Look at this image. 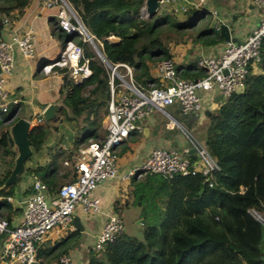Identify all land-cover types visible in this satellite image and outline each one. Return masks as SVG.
<instances>
[{"label":"trees","instance_id":"obj_1","mask_svg":"<svg viewBox=\"0 0 264 264\" xmlns=\"http://www.w3.org/2000/svg\"><path fill=\"white\" fill-rule=\"evenodd\" d=\"M67 1L84 29L99 41L97 48L107 63L128 65L133 81L143 87L155 82L146 61L168 58L169 41L190 38L193 31L194 36L211 31L214 36L207 40L209 43L220 40L213 28L194 27L202 18H198L197 10L188 11L184 19L166 10L146 19L140 13L143 0ZM29 2L0 0V30ZM51 34L56 36L60 49L69 40L81 45L90 71L81 83H75L66 68L52 67L61 78L56 111L76 122L74 145L66 155L56 151L47 163L26 169V173L38 177L53 192L61 179L70 181L74 176L70 170L59 172L64 168L56 159L65 156L69 160L88 140L100 138L98 129L102 128L108 101V69L75 33H61L53 25ZM110 35L116 40H108ZM255 68L257 72L249 69L242 89L222 100L207 117L203 143L217 168L206 176L194 173L171 178L134 172L129 177V200L121 204L114 201L112 209L117 214L129 204L139 207L140 239L122 232L101 251L90 248L86 264H262L259 257L264 254V224L249 210L261 213L264 220V33ZM187 70L195 73L192 76L203 73L195 69L194 63ZM17 108L1 119L0 156H9L10 164L0 177V186L15 155L6 128L18 118ZM44 136L45 129L40 125L28 132L30 148L36 149ZM7 187L0 188V195L12 194L13 184ZM0 204L8 205L4 200ZM73 233L77 230L68 235ZM65 252L60 242L46 251L40 244L35 246L36 259L50 254L49 259L55 260ZM33 264L42 263L37 260Z\"/></svg>","mask_w":264,"mask_h":264},{"label":"built area","instance_id":"obj_2","mask_svg":"<svg viewBox=\"0 0 264 264\" xmlns=\"http://www.w3.org/2000/svg\"><path fill=\"white\" fill-rule=\"evenodd\" d=\"M205 0H159L157 10H166L173 15L199 10ZM255 7L264 8V0H251ZM46 8H54V27L61 33H75L90 45L93 52L99 41L88 33L73 6L67 0H41ZM214 14V11L212 12ZM218 24L214 25L217 31ZM264 33V11L254 26L240 41H226L216 56L200 55L196 65L202 75L186 79L178 78L172 60L159 58L155 64V82L143 87L132 79V69L124 63L109 64L101 61L108 69V101L104 115V134L98 140H88L79 147L70 160H63L66 170L73 172V179L58 185L51 192L36 176H31V192L22 200L20 216L14 225L0 218V261L5 264H33L36 262L35 246L54 234L64 236L75 230L71 224L76 207L88 215L100 210V201L92 193L97 185L116 176L117 155L115 148L131 131L142 130V119L152 111H159L183 134L186 145L181 148L153 147L145 160L127 171L123 178L142 171L171 178L174 175L199 173L208 175L216 169L214 160L207 153L204 143L198 140L183 123L173 119L165 110L176 104L184 116L200 113L203 94L215 91L220 102L231 93L239 92L250 68L259 61V40ZM34 31L27 26L21 31L0 33V115L10 107L19 105V98L4 88L5 76L14 67V54L32 58ZM108 40L114 41L113 36ZM53 66L67 69L70 79L77 83L86 78L90 71L87 59L82 56V47L69 40L56 57L43 65V71ZM1 119V118H0ZM28 121V132L40 125L33 117ZM10 202V195L0 200ZM256 219V218H255ZM263 220L262 217L257 218ZM123 232V224L114 212L109 213L96 233L91 249L101 251ZM52 264H75L66 254H60Z\"/></svg>","mask_w":264,"mask_h":264},{"label":"crops","instance_id":"obj_3","mask_svg":"<svg viewBox=\"0 0 264 264\" xmlns=\"http://www.w3.org/2000/svg\"><path fill=\"white\" fill-rule=\"evenodd\" d=\"M158 11H161V9L156 12ZM213 11L214 14L212 13ZM263 11L264 8L258 9L252 4L251 0H205L200 9L196 11L197 15H199L198 18H202L198 19L194 27L201 28L205 25L214 29L216 23L219 25L220 23L231 22L233 32L230 37L240 41L254 26ZM53 13L54 8L43 7L41 0H30L22 13L12 18L0 30L1 34H5L11 31H21L27 26H31L34 31L33 45L35 53L33 57L24 58L19 54H14V67L11 73L5 76L4 88L16 95L20 100L17 116L26 120L35 116L40 117V128L45 129V136L42 142L36 149L31 148L29 156L24 160V176L13 183V194H10L13 200L10 202L4 200L8 207H3V204H0V218L7 220L10 225H14L20 216L21 209L17 200H22L31 192L30 182L32 175L27 174L26 169L44 165L56 151L63 152V155H66L74 145L76 134L75 120L63 118L56 111L59 104L60 74L53 69L49 71H43L42 69L43 65L51 62L60 51L56 36L51 34V29L54 25L52 23ZM188 15L189 12L173 16L177 19H184ZM191 35L193 36L190 38H183L175 42L169 41L166 44L169 58L172 60L173 65L177 67L178 73L184 70V66L195 63V59L200 55H217L225 42L219 35L220 40L209 43L207 40L214 36L211 31L204 34L198 33L196 36H194L195 33L193 31ZM157 61L158 59L146 61L148 73L153 78H155V64ZM253 71L257 72V69L253 68ZM195 77L197 76L193 78ZM217 101L220 103L218 94L213 91L203 94V104L200 113L184 116L179 112L176 104L168 105L165 110L174 120L186 126L187 123L201 121L204 117L207 119L209 113L214 112L218 107ZM48 105H56V109L49 118L44 120L42 112ZM104 121L103 115L101 119V127L103 128ZM141 123V131H131L128 137L115 148L117 155L116 176L99 183L92 193L100 201V210L86 215L79 207H76L72 217L76 216L78 218L82 230H77V233L72 235H68V233L61 237L54 234L50 235L40 243V247L43 250L46 251L55 242L64 243L66 248L64 254L68 255L75 264H86L89 249L96 233L100 230L105 217L113 212V202L118 201L121 204L125 199L129 200L127 196L129 178H123V175L130 169L139 166L153 147L181 148L186 145L185 137L180 130L176 126H171L170 121L159 111H152L142 119ZM200 140L203 141L204 139ZM75 154L76 152L70 156V159ZM63 160L68 159L65 156H59L56 159L57 163H61L60 161L63 162ZM6 165L0 166V177L5 169L8 168ZM61 165L64 169L59 172L66 170L62 163ZM11 167L12 164L10 169ZM64 181L61 179L60 184ZM7 186L5 185L6 188H8ZM3 187L0 186V188ZM129 206L131 205L129 204L126 207ZM137 217L139 218V213ZM50 256V254H43L36 261H41L42 264H52L58 256L55 260H50ZM0 264L5 263L0 261Z\"/></svg>","mask_w":264,"mask_h":264},{"label":"water","instance_id":"obj_4","mask_svg":"<svg viewBox=\"0 0 264 264\" xmlns=\"http://www.w3.org/2000/svg\"><path fill=\"white\" fill-rule=\"evenodd\" d=\"M158 2L159 0H143L142 10L145 14L146 19H150L156 13ZM232 32L233 25L231 22L220 23L218 25L217 33L221 36L223 41L236 42V38L230 37ZM94 53L100 61L107 62L97 47H95ZM84 79L77 83H81ZM55 109L56 105H48V107L42 112V118L44 120L49 118ZM6 130L11 139L12 149L15 152V156L13 158L12 167L7 177L5 178L3 184L1 185L2 187L15 183L24 176V160L29 156L31 152L29 140L27 138L28 121L25 118L18 117L16 120H14L11 124L8 125ZM258 221L264 224V220L259 219ZM71 224L74 226L75 230H82V227L76 216L72 217ZM259 259L262 261V264H264V256H260Z\"/></svg>","mask_w":264,"mask_h":264},{"label":"rangeland","instance_id":"obj_5","mask_svg":"<svg viewBox=\"0 0 264 264\" xmlns=\"http://www.w3.org/2000/svg\"><path fill=\"white\" fill-rule=\"evenodd\" d=\"M257 8L258 9L260 8V10L263 9L262 7H257ZM140 13H141V16L143 18H146L145 17V14H144V12L142 10V7L140 9ZM86 47H87V49L89 51H92L93 52L92 48L90 47V45L88 43H86ZM94 55H95V53H94ZM95 57L98 59V57L96 55H95ZM194 65H195V69L197 71H200L199 70L200 68L197 67V65H196V59H195ZM188 66H189V64L186 65V66H184V70H182L180 73L177 72V77L178 78L191 79V78L194 77L191 74H195V73L188 71L187 70V67ZM201 75H202L201 73L196 74V76H201ZM212 101L216 102L215 100H212ZM217 103H218V101H217ZM220 103H218V104H220ZM12 108L13 107H10L6 112H4L3 114H1L0 115V118L3 119L4 117L9 116V114L12 111ZM35 118H37V119H39L41 121V118L40 117L35 116ZM1 119H0V129L3 127V125H1ZM178 119H180V118H178ZM207 124H208V120L205 119V117H204V119L201 120V121H198V122L194 121L193 123H187L185 127L188 128L191 131V133L198 140H200V139H204V137H205V132H206V126H207ZM100 125H101V123H100ZM98 132H99V137L101 138L102 135L104 134V128L103 127L101 129L99 128L98 129ZM12 151H13V149H12ZM9 158H10L9 156H5V157L0 156V166H2L3 164L4 165L7 164L6 166H8L10 164V159ZM12 194H13V189H12ZM127 196H128V199H129V194H127ZM3 207H8V206L7 205H3ZM139 211H140L139 207L132 206L131 205L129 207H122L121 209H119L117 211V214L115 213L117 216H119V218L122 221L124 233L126 235H128V236L136 237L138 239H140V237H141V225H140L141 218H138L137 217V214L139 213ZM249 213L254 218H256V219L259 218V217H261V215H262L261 213H258V212L252 211V210H249ZM99 255H100V253H99ZM263 256H264V254H263Z\"/></svg>","mask_w":264,"mask_h":264}]
</instances>
